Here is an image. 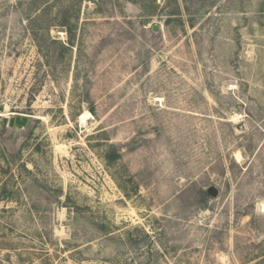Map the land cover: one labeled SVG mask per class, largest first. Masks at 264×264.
<instances>
[{"label": "rangeland", "instance_id": "rangeland-1", "mask_svg": "<svg viewBox=\"0 0 264 264\" xmlns=\"http://www.w3.org/2000/svg\"><path fill=\"white\" fill-rule=\"evenodd\" d=\"M0 264H264V0H0Z\"/></svg>", "mask_w": 264, "mask_h": 264}, {"label": "water", "instance_id": "water-1", "mask_svg": "<svg viewBox=\"0 0 264 264\" xmlns=\"http://www.w3.org/2000/svg\"><path fill=\"white\" fill-rule=\"evenodd\" d=\"M152 28L153 31L159 32L161 30V25L154 24ZM30 117L31 116L25 114L13 115L9 118L8 125L13 129L22 131L28 126ZM209 192L216 195L218 191L215 187H211L209 188Z\"/></svg>", "mask_w": 264, "mask_h": 264}, {"label": "trees", "instance_id": "trees-1", "mask_svg": "<svg viewBox=\"0 0 264 264\" xmlns=\"http://www.w3.org/2000/svg\"><path fill=\"white\" fill-rule=\"evenodd\" d=\"M39 9L41 10V11H40V14H38V15L35 16L34 18L32 17V19H33L34 22H36L38 19H40V18L42 17L43 12L46 10V7L43 6V8L40 7ZM39 9H38V10H39ZM66 23H69V22H60L59 25H67ZM112 154H113V153H111V152H107V153H106V159H107L108 161H111V160L113 159V156H114V155H112Z\"/></svg>", "mask_w": 264, "mask_h": 264}, {"label": "bare ground", "instance_id": "bare-ground-1", "mask_svg": "<svg viewBox=\"0 0 264 264\" xmlns=\"http://www.w3.org/2000/svg\"><path fill=\"white\" fill-rule=\"evenodd\" d=\"M83 119H86V117H85V115L82 117ZM85 121V120H84ZM237 154V153H236ZM240 156H241V154H240ZM239 158V157H238Z\"/></svg>", "mask_w": 264, "mask_h": 264}]
</instances>
